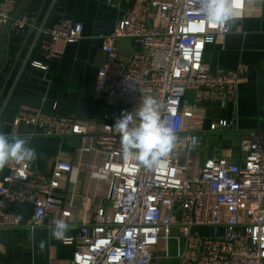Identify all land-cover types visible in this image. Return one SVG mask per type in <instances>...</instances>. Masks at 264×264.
<instances>
[{
  "label": "built area",
  "instance_id": "built-area-1",
  "mask_svg": "<svg viewBox=\"0 0 264 264\" xmlns=\"http://www.w3.org/2000/svg\"><path fill=\"white\" fill-rule=\"evenodd\" d=\"M122 1L131 8L104 39L105 61L92 91L125 101V109L110 112L91 138L71 117L28 106L16 110L12 126L23 127L27 136L62 141L73 136L79 144L74 160L56 158L48 174L29 164L7 167L0 176V235L15 229L50 232L53 222L63 219L70 225V240L58 241L72 250L65 264H158L171 259L175 264H264V133L241 141L236 162L218 152L200 159L204 136L192 125L205 103L231 100L246 71L241 65L209 72L203 64L206 45L226 36L230 27L207 24L199 0ZM17 3L0 0V29ZM244 7L245 0L242 14ZM30 20L20 13L10 31H24ZM43 34L36 46L42 61L30 62L41 71L81 38L82 26L62 18ZM116 38L134 40L137 51L121 55L112 44ZM188 92L193 93L192 103L184 105ZM144 95L161 102L162 116L177 136L173 153L153 169L127 160L120 136L109 128L122 112L137 109ZM229 125L219 120L208 130ZM80 173L84 183L103 194L79 192ZM87 199V220L78 218L80 223L74 224L76 203Z\"/></svg>",
  "mask_w": 264,
  "mask_h": 264
},
{
  "label": "crops",
  "instance_id": "crops-1",
  "mask_svg": "<svg viewBox=\"0 0 264 264\" xmlns=\"http://www.w3.org/2000/svg\"><path fill=\"white\" fill-rule=\"evenodd\" d=\"M21 1L18 0L17 6ZM39 2L40 0H37L35 8ZM33 4L29 5V9L34 8ZM130 8L131 5L122 0H114L111 4H108L107 0H56L48 25L62 18L70 19L81 24V38L67 45L60 58L48 62L45 71L30 66L31 61H42L38 53L31 55L32 58L30 57L16 83L0 119V132L15 133L29 138L30 146L36 151L35 161L29 163L31 169L48 174L56 158L64 160L73 158L74 160L79 138L71 136L62 141L57 137L27 136L29 131L23 127L12 126L16 110L20 106L71 117L83 125L87 130L88 138L107 123L106 117L110 112L125 109V101L97 97L92 89L97 71L105 61V54L101 49L104 39L113 33L118 20ZM34 13L31 14L30 10V19ZM27 14L29 15V12ZM40 20L41 16L23 46L14 71L0 98V103L19 69ZM27 30L28 26L22 32L12 33L10 25L6 30L4 59L0 66V87L25 40ZM112 44L116 51L125 57L138 49L137 43L130 38H116L112 40ZM203 64L209 72H214L217 68L235 70L241 65L246 67L244 75L236 85L232 99L220 107L202 105L196 111L197 119L192 122L195 130L203 134L204 140L210 138L215 143L212 146L204 145V154L218 152L236 162L237 160L232 159L235 145L239 149L238 145L242 140L251 135L264 133V0H251L250 3L245 0L242 17L230 26L229 33L214 44L206 45ZM192 96L193 93H186L184 105L192 103ZM53 105H55L54 110ZM204 120L206 125L203 127ZM219 120H226L230 125L210 132L209 124ZM14 164V162L10 163L0 170V176L6 172L7 167ZM84 181V175L80 173L77 183L79 192L92 196L103 194V190L96 192L93 184L84 183ZM99 186L104 189L103 184ZM89 205L88 199L76 203L79 220L83 222L87 220ZM165 263L168 264L167 261H164Z\"/></svg>",
  "mask_w": 264,
  "mask_h": 264
},
{
  "label": "clouds",
  "instance_id": "clouds-1",
  "mask_svg": "<svg viewBox=\"0 0 264 264\" xmlns=\"http://www.w3.org/2000/svg\"><path fill=\"white\" fill-rule=\"evenodd\" d=\"M250 3L251 0H248ZM244 0H199L203 17L213 26H231L242 17ZM163 105L151 96L144 95L140 106L133 112H122L114 126L109 127L121 138V149L129 161H137L149 169L162 166L176 147L174 128L162 116ZM36 151L28 137L0 132V170L10 163L27 166L35 161ZM50 229L54 239L68 241L70 225L63 219L53 222ZM43 227L42 223H38ZM34 239V237H30ZM45 247L44 241L40 248Z\"/></svg>",
  "mask_w": 264,
  "mask_h": 264
},
{
  "label": "rangeland",
  "instance_id": "rangeland-1",
  "mask_svg": "<svg viewBox=\"0 0 264 264\" xmlns=\"http://www.w3.org/2000/svg\"><path fill=\"white\" fill-rule=\"evenodd\" d=\"M202 122L203 127L206 125ZM207 140V141H206ZM213 139L205 138L204 145L212 146ZM239 146V145H238ZM205 147V146H204ZM232 159H239L238 148L232 151ZM203 159L204 153H201ZM34 237V239L30 238ZM44 241L45 247L40 248V242ZM0 264H65L71 255V248H64L50 232L36 231L31 233L25 229H15L0 235ZM168 264H175L172 259ZM158 264H164L159 261ZM166 264V263H165Z\"/></svg>",
  "mask_w": 264,
  "mask_h": 264
},
{
  "label": "water",
  "instance_id": "water-1",
  "mask_svg": "<svg viewBox=\"0 0 264 264\" xmlns=\"http://www.w3.org/2000/svg\"><path fill=\"white\" fill-rule=\"evenodd\" d=\"M29 2V0H22L18 6L16 7L15 11L13 12V14L10 16V18L6 21V23L2 26V29H1V36H0V44H1V50H0V66L2 65L3 63V59H4V37H5V33H6V30L7 28L9 27L10 23L15 20L20 13H22L27 5V3ZM56 0H41L30 23L28 24V30H27V33H26V36H25V40L23 41V44L21 46V48L19 49L11 67L9 68V71L8 73L6 74V77L0 87V98L8 84V81H9V78L10 76L12 75L13 71H14V68H15V65L20 57V54L22 52V49H23V46L29 36V34L31 33V31L36 27V24L38 22V20L40 19V16H41V20L36 28V31H35V34H34V37L27 49V52L24 56V58L22 59L20 65H19V69L17 70L13 80H12V83L10 84L8 90L6 91V94L2 100V102L0 103V119L2 117V114L8 104V101L13 93V90L16 86V83L18 82L24 68L27 66L29 60H30V57L32 55V52L34 50V47L36 46V44L40 41V40H43L45 39V35L43 34L44 32V29L48 26L49 24V16L52 12V9L54 7V4H55ZM204 106H218L220 107L221 104H216V103H205ZM73 222L74 224H79L80 221H78V210H75V213H74V218H73Z\"/></svg>",
  "mask_w": 264,
  "mask_h": 264
},
{
  "label": "trees",
  "instance_id": "trees-1",
  "mask_svg": "<svg viewBox=\"0 0 264 264\" xmlns=\"http://www.w3.org/2000/svg\"><path fill=\"white\" fill-rule=\"evenodd\" d=\"M41 1V0H40ZM31 3H34L33 4V6H34V8H31V9H29V5H31ZM40 3V2H39ZM37 5V0H29V2L27 3V5H26V7H25V9L24 10H27L28 12H29V16H30V10H31V14L33 13V12H35L36 11V9L37 8H35V6ZM39 5V4H38ZM38 7V6H37ZM28 8V9H27ZM27 12V13H28ZM36 53H37V50L35 49L34 51H33V53H32V56L33 55H36ZM32 56H31V58H32ZM60 243V242H59ZM61 245V244H60ZM62 246V245H61ZM63 247H65V246H63Z\"/></svg>",
  "mask_w": 264,
  "mask_h": 264
}]
</instances>
